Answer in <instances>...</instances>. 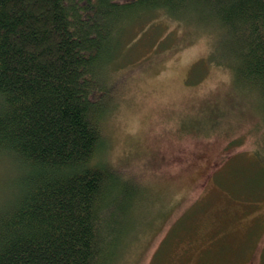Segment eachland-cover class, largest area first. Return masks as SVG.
Wrapping results in <instances>:
<instances>
[{
	"label": "trees",
	"instance_id": "1",
	"mask_svg": "<svg viewBox=\"0 0 264 264\" xmlns=\"http://www.w3.org/2000/svg\"><path fill=\"white\" fill-rule=\"evenodd\" d=\"M158 12L212 33L210 54L193 70L225 65L264 127V0H0V153L21 170L16 197L0 212V264L116 259L106 219L125 176L101 162V121L116 83L108 71L125 53L119 36ZM255 147L215 182L230 178L238 186L241 174L252 172L253 188L264 191V133ZM180 221L154 258L162 246L180 244L185 260L195 256V236H177L194 225ZM220 239L206 241L194 264H238L240 253L229 256Z\"/></svg>",
	"mask_w": 264,
	"mask_h": 264
},
{
	"label": "rangeland",
	"instance_id": "2",
	"mask_svg": "<svg viewBox=\"0 0 264 264\" xmlns=\"http://www.w3.org/2000/svg\"><path fill=\"white\" fill-rule=\"evenodd\" d=\"M183 22L158 12L128 26L119 36L125 53L108 71L116 83L111 114L101 121V162L125 176L106 219L117 254L110 264H183L184 244L162 246L154 258L181 219L194 231L178 228V238L197 240L184 264L217 237L229 256L240 253L238 264H264V199L253 204L264 191L253 188L252 172L238 186L215 182L263 142V124L225 65L193 70L210 54L213 35ZM20 175L15 159L0 153V212L15 199Z\"/></svg>",
	"mask_w": 264,
	"mask_h": 264
},
{
	"label": "bare ground",
	"instance_id": "3",
	"mask_svg": "<svg viewBox=\"0 0 264 264\" xmlns=\"http://www.w3.org/2000/svg\"><path fill=\"white\" fill-rule=\"evenodd\" d=\"M232 163H234V161Z\"/></svg>",
	"mask_w": 264,
	"mask_h": 264
}]
</instances>
